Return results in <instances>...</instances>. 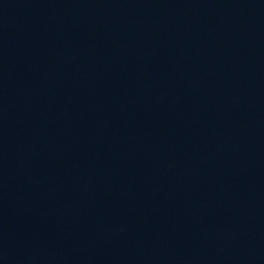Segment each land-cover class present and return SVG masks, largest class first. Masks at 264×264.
Returning a JSON list of instances; mask_svg holds the SVG:
<instances>
[{"label":"water","instance_id":"1","mask_svg":"<svg viewBox=\"0 0 264 264\" xmlns=\"http://www.w3.org/2000/svg\"><path fill=\"white\" fill-rule=\"evenodd\" d=\"M0 264H264V0H0Z\"/></svg>","mask_w":264,"mask_h":264}]
</instances>
